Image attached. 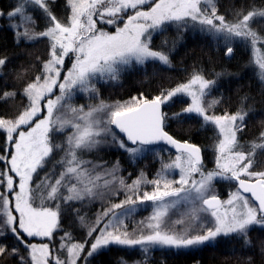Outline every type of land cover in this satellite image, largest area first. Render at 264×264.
<instances>
[{"label": "snow or ice", "instance_id": "obj_1", "mask_svg": "<svg viewBox=\"0 0 264 264\" xmlns=\"http://www.w3.org/2000/svg\"><path fill=\"white\" fill-rule=\"evenodd\" d=\"M55 2L21 0L7 13L0 11L17 43L49 41L46 58L37 57V74L25 78L17 73L20 89L0 90V103L18 95L23 101L11 118L0 116L4 137L0 147V258L14 259L16 264H78L81 259L87 264L89 257L117 245L141 253L135 264H150L149 253L155 249H189L212 243L221 235L233 236L244 249L253 247L250 232L264 230V161L258 158L264 156V131L248 149L240 144L238 134L254 109H246L242 103L234 113L215 114L221 99L207 101L206 97L216 81L199 70L186 83L150 99L141 95L115 104L100 99L87 107H77L72 101L77 92L98 99V83L118 82L123 73L149 60L170 66L164 50L167 40L159 49L151 46L153 34H163L166 23L174 22L178 28L198 25L202 34L222 39L227 57L232 56V42L238 39L254 57L260 52L258 45H264V35L252 25L259 19L264 27V5L258 7L253 0L247 9L236 10L229 21L219 13L216 0H66L70 12L61 19L53 11ZM29 5L45 21L40 31L36 30L39 18ZM144 5H148L146 10ZM103 24L115 31H105L99 27ZM69 57L71 66L66 67ZM7 62L6 56H0V71ZM254 62L264 81V58ZM220 75L216 73L217 78ZM180 94L190 96L191 103L171 118L194 113L202 118V126H213L216 132L212 169L205 168L199 146L178 141L165 130L170 117L164 106ZM56 134H63V142H56ZM159 143L176 149L175 160L161 162L153 179L141 170L131 183L120 175L119 159L105 166L106 162L82 155L110 147L135 162L150 150L148 146ZM58 151L64 155L36 182L34 177ZM56 164L61 166L58 176ZM174 169H179V179L169 178ZM218 180L236 182V190L227 200L214 191ZM121 191L123 200L112 202L89 221L85 209L95 200L118 196ZM147 202L150 214L129 232L126 221ZM65 218L68 227H64ZM77 226L85 230L82 241H74L71 229ZM58 231L63 233L59 248L32 242L37 237L55 240ZM9 239L16 243L8 244ZM259 252L264 256V241ZM247 264H253L251 256Z\"/></svg>", "mask_w": 264, "mask_h": 264}, {"label": "trees", "instance_id": "obj_2", "mask_svg": "<svg viewBox=\"0 0 264 264\" xmlns=\"http://www.w3.org/2000/svg\"><path fill=\"white\" fill-rule=\"evenodd\" d=\"M3 1L0 0L2 7ZM254 2L258 7L264 5V0H254ZM216 3L219 13L225 15L227 20L232 21L235 18L234 12L242 6L247 9L253 0H216ZM57 7L64 10V15H58L59 13L54 11ZM52 8L61 19L67 14L66 0H56ZM193 34L178 30L168 33L165 37L158 35L153 40V47L159 48L162 41L167 40L164 50L169 54L170 66L162 65L156 61L154 65H145L143 70L138 68L131 70L122 77L120 83L108 88H99V98L93 100L100 102L102 99L107 104H115L117 101L123 103L130 101L132 97L141 95L150 99L162 90L175 88L181 83H186L192 73L199 70L205 78L216 81L209 98L210 100L213 98L221 99V103L213 110L215 114L219 115L226 111L234 113L241 107L242 103L246 109L255 110L250 112L247 117L244 131L238 134L240 144L247 148L264 130V82L260 81L249 70V55L245 49L235 47L232 56L227 57L224 55V48L215 45L207 37ZM48 45V42L44 40L34 43L25 41L17 43L13 31L6 26H1L0 56H6L8 62L0 74V90H19L22 81L16 78L17 73H22L25 78L34 77L39 67L37 57L46 58ZM23 69H27V71L22 72ZM216 73H221V75L217 78ZM22 102V98L18 95L6 103H0V116L6 115L11 118ZM183 108L177 101L164 106L163 110L170 117L165 130L178 141H189L199 146L205 161L208 156L207 150L213 141L212 132L201 129L199 121L193 116L184 115L178 119L171 118L174 113L181 112ZM3 145L4 137L3 134H0V147ZM148 148L150 149L148 152L152 154L145 153V158L136 164L119 159L121 169H125V172L121 171L120 175L128 183H131L141 170L144 171L148 179H153L161 168V162L167 163V158H174L178 155L165 146L154 145L148 146ZM154 153L157 156H153ZM258 158L264 161V156ZM43 174H45L43 170L40 171L39 176L36 177L38 178L37 181L43 177ZM114 202H119V199ZM90 214L92 215L91 222L95 220V210ZM250 238L253 241V247L247 249L242 248L241 243L234 237H230L224 244L219 242L204 246L199 250L178 254L158 251L155 253L156 251H154L152 253L154 257L149 260L150 264H247V257L251 256L253 264H264V256H261L259 252V245L261 241H264V230L254 228L250 232ZM32 242L47 243V241L35 238H32ZM7 243L15 244L16 242L9 239ZM121 253L122 249L111 247L94 256L90 264H115ZM82 261L81 259L79 264H82ZM0 264H16V261L4 257L0 258Z\"/></svg>", "mask_w": 264, "mask_h": 264}, {"label": "rangeland", "instance_id": "obj_3", "mask_svg": "<svg viewBox=\"0 0 264 264\" xmlns=\"http://www.w3.org/2000/svg\"><path fill=\"white\" fill-rule=\"evenodd\" d=\"M20 2H21V0H4L3 1V7L0 4V11H3L5 13H7V11L13 9ZM150 2H151V0H150ZM28 7H29V9L32 12L35 13V15L37 16V18H39V25H38V27H37L36 30L37 31L42 30L44 28L45 21L42 18H40V13L38 11H36V9L33 6L29 5ZM142 7L146 10L147 7H148V5H144ZM54 11L58 12L59 13L58 15H64V10L60 9L59 7L55 8ZM69 12H70V9H67V14ZM131 12H132V10L130 9L129 10V13H131ZM67 14H65V15H67ZM189 25H191V22H189ZM1 26H6V27L9 28V24H8V21H7V17L6 16L4 18H0V27ZM120 26L122 27L123 24L121 23ZM252 26L254 28H256L257 31L261 35H264V30H263L264 27L260 26L259 19H257V21H255ZM99 27L103 28L105 31H110V32H114L115 31V28L113 26H110V25H107V24L99 25ZM164 29L165 30H164L163 34H160L159 32L154 33L153 34V36H154L153 40L155 39V37L157 38L158 35H160V36L163 35L165 37V36H167L168 33H173V32H177L178 30H180V31L190 32V34H193L194 33L193 35L197 34V35H200V36L207 37V39H210L212 41V43H214L215 45H217V46H219L221 48H225V44L223 43L222 39H213L209 35L202 34L199 31V26L198 25L195 28H193L191 26H189L187 28H178L177 25L174 22H171V23H166L164 25ZM261 30H263V31H261ZM40 40L47 41L48 44H49V41H48L47 38H41V39H38V40L25 41V42L34 43V42H37V41H40ZM151 46L153 47V41H152V45ZM232 46H233V48L238 47V49H245L246 50V52L249 55V66H248L249 70L252 71L253 74L260 81H262L259 78L258 67H257V65L255 64L254 61L257 60V59L264 58V45H258V47L260 48V52L256 53L254 57H253V54H252L250 48L249 47H246L245 44L243 42H241L240 40L234 39L233 42H232ZM153 48L154 49H159L157 47H153ZM250 60H252L253 62L250 63ZM71 62H72L71 61V57L66 58V62H65L66 67H70L71 66ZM155 62L156 61L149 60V61H147L145 63V65H154V64H156ZM144 66H135L131 70H134V69H137V68L140 69V70H143ZM131 70L123 73L122 76H121V79L118 82H109V83H102L101 82V83H98L97 84V87L98 88H108V87H110V86H112L114 84H118V83H120L122 81V77L126 73L130 72ZM0 74H1V71H0ZM262 82H264V81H262ZM56 94H59L58 89L56 90ZM210 96H211V93H210V95H208L206 97V100L207 101L210 100L209 99ZM174 101L180 102V104L183 107H186L188 104L191 103V97L188 96V95L180 94V95H177L176 97H173V99L171 101H169L166 105L172 104ZM72 102L77 107H79L81 105L87 107L89 104H98L99 103V101L98 102H95V100H93V99L90 100L85 94L79 93V92H77L73 96V101ZM45 114H46V111H45ZM186 116H189V117L190 116H193V117H195L196 120L199 121V124H200V128L201 129H204V130L206 129V130L212 132L213 141H212L211 146L207 150L208 156L206 157V160L204 161V165H205V168L206 169H212V168H214L215 167V151H214V147H215V145L217 143V139H216V132L213 131V126H206V127L205 126H202L203 125L202 118L199 117V116H197L194 113L193 114H186ZM55 139H56V142L57 143H61L64 140V136H63V134H56ZM244 148L245 149H248V148H250V146L247 147V148L246 147H244ZM113 153H115V154H113ZM148 153H151V152H148L147 151L146 154H148ZM62 155H64V153L59 152V151L56 152V153H54V155L50 159V161L47 164V166L44 169H41L40 171L43 170V173L48 172L50 169H52L53 164L55 163V161L59 160V158ZM82 155H83V158L90 159V160H92L94 162H99V161L106 162L105 166H111L113 163L116 162L117 159H120V160L123 159L125 162L136 164L137 162L142 161L143 158H145V157H143L142 159H139L138 161L130 162V160H129V158H128V156L126 154L122 153L121 151H119L116 148H110V147H101L97 151H93L91 153H83ZM153 156H157V155L154 153ZM174 160H175V157L174 158H170V159L167 158L166 162L167 163H171ZM55 167H56V175L58 176L59 175V172L61 170V166L59 164H56ZM122 172H125V169L124 170L122 169ZM156 174L154 175V177L156 176ZM168 175H169V178L179 179V175H180L179 169H174V170L170 171ZM43 176H44V174H43ZM37 179L38 178L34 177V180L36 182H39V180L37 181ZM244 179H247V177H244ZM146 187L148 188V190H151V187L152 186L151 185H146ZM235 190H236V186L234 185V182L233 181L232 182H228V181L218 180V181L215 182L214 191H215V193L220 198H222V200H227L229 193L231 191H235ZM117 199H119V201L124 199V193L122 191L120 192V194L118 196L108 195L103 200H100V199L95 200L87 209L84 210L88 214L89 221L92 218V215L90 214L91 212H93L95 210V214H94V218H95L97 213L101 212L104 208L110 207V204L112 202L116 201ZM35 203L37 204V206H39V204L41 203V201L39 199H37L35 201ZM50 206L55 207V204L54 203H51ZM138 207H139V210L137 211V213H135V215L132 218H130V219H128L126 221L127 228H128V231L129 232H131L133 230V228L137 226V223L139 221H141L143 218L147 217L150 214V212H151L150 202H147L145 205H141V206H138ZM209 219H211V218L209 217ZM64 227H68L67 218H65ZM71 230L73 231L74 241H82V240L85 239V230L84 229H81L80 227L77 226V227H74ZM62 234L63 233L61 231H58V232L54 233L55 240L49 241V240L45 239L43 241H47V243L49 245H54L56 248H59L60 238H61V235ZM230 237H233V236L225 237V236L221 235V236L217 237V239L214 242H212V243L205 244L203 246L192 247V248H189V249H179V250H177V249H167V248H165V249H155L154 251H156L155 253H157V251H158V252H161V253H163V252L164 253L170 252L171 254H178V253H182V252H186V251L199 250V249L203 248L204 246H207V245H210V244H213L214 245V244H217L219 242H221V243L224 244V242H226ZM35 239L41 240L38 237L35 238ZM111 247H115V248H118V249H122V253L119 256V260H117V262H115V264H122V260L127 261V264H135V262L137 260H140L141 259V253L138 250H136V249L124 248V247L117 246V245H111V246H109V248H111ZM109 248L103 250L102 252L108 250ZM152 253H149V259L151 257H154V256H152ZM98 254H95L94 256H96ZM62 255H66V253H62ZM93 257H89L88 258L87 264H90L91 259ZM159 259H161V258H159ZM79 262H78V264H79ZM81 263L82 264H85V261L83 260Z\"/></svg>", "mask_w": 264, "mask_h": 264}, {"label": "water", "instance_id": "obj_4", "mask_svg": "<svg viewBox=\"0 0 264 264\" xmlns=\"http://www.w3.org/2000/svg\"><path fill=\"white\" fill-rule=\"evenodd\" d=\"M116 131H117V133H118V130H116ZM119 135H122V134H119ZM155 145L165 146V147H167L171 152L178 154L177 151H176V149H175V148H172V147L169 146V145H165V144H163V143H159V144H155ZM151 146H154V145H151ZM233 182H234V185L236 186V182H235V181H233ZM244 195H245V196H249L250 194L245 193ZM219 198H220V197H219ZM220 199H222V198H220Z\"/></svg>", "mask_w": 264, "mask_h": 264}]
</instances>
